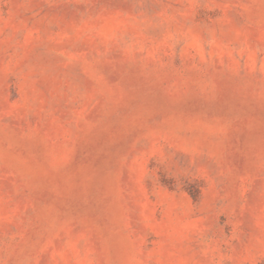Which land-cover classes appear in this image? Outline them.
Returning <instances> with one entry per match:
<instances>
[{
  "label": "rangeland",
  "instance_id": "374dc122",
  "mask_svg": "<svg viewBox=\"0 0 264 264\" xmlns=\"http://www.w3.org/2000/svg\"><path fill=\"white\" fill-rule=\"evenodd\" d=\"M0 264H264V0H0Z\"/></svg>",
  "mask_w": 264,
  "mask_h": 264
}]
</instances>
